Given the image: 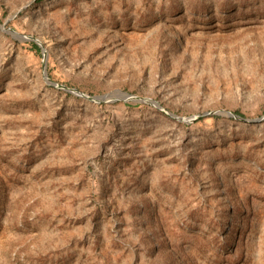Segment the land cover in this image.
Returning a JSON list of instances; mask_svg holds the SVG:
<instances>
[{
    "label": "rangeland",
    "instance_id": "1",
    "mask_svg": "<svg viewBox=\"0 0 264 264\" xmlns=\"http://www.w3.org/2000/svg\"><path fill=\"white\" fill-rule=\"evenodd\" d=\"M0 264H264V0H0Z\"/></svg>",
    "mask_w": 264,
    "mask_h": 264
},
{
    "label": "water",
    "instance_id": "2",
    "mask_svg": "<svg viewBox=\"0 0 264 264\" xmlns=\"http://www.w3.org/2000/svg\"><path fill=\"white\" fill-rule=\"evenodd\" d=\"M126 95V94H125ZM106 95H100V96H95V98L97 99H101V98H104Z\"/></svg>",
    "mask_w": 264,
    "mask_h": 264
}]
</instances>
